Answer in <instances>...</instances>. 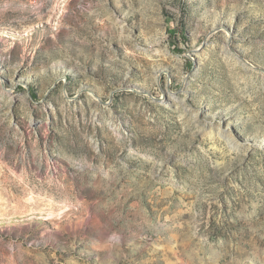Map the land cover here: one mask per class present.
<instances>
[{"label": "rangeland", "instance_id": "obj_1", "mask_svg": "<svg viewBox=\"0 0 264 264\" xmlns=\"http://www.w3.org/2000/svg\"><path fill=\"white\" fill-rule=\"evenodd\" d=\"M0 264H264V0H0Z\"/></svg>", "mask_w": 264, "mask_h": 264}]
</instances>
